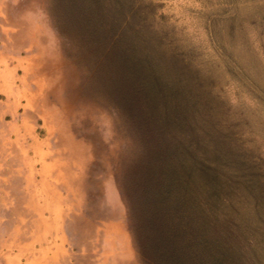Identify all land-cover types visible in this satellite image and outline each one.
Returning <instances> with one entry per match:
<instances>
[{"label": "rangeland", "instance_id": "rangeland-1", "mask_svg": "<svg viewBox=\"0 0 264 264\" xmlns=\"http://www.w3.org/2000/svg\"><path fill=\"white\" fill-rule=\"evenodd\" d=\"M142 92L224 238L208 248L264 264V0H0V264H41L56 240L69 264H168L153 225L175 228L182 190L164 207L142 181Z\"/></svg>", "mask_w": 264, "mask_h": 264}, {"label": "trees", "instance_id": "trees-1", "mask_svg": "<svg viewBox=\"0 0 264 264\" xmlns=\"http://www.w3.org/2000/svg\"><path fill=\"white\" fill-rule=\"evenodd\" d=\"M152 71L153 74H156V69H152ZM141 102L144 103V106L142 105V120L144 122L142 123V141H145V143H147V147L150 145H154V147H148L149 149H143L142 181L146 180L147 175V180H150L151 182L157 180L160 183L161 189H159V195L162 197L161 201L163 202L161 205H163L164 207H166L168 199H171L166 198L171 197L169 194L174 196L175 189L182 190L177 197H172V199L176 201L177 204L173 203V201H171L170 204L172 212V224L175 225V228L173 229L174 231H168L167 227H161L162 224L153 225L154 227H157L158 230H160L162 233V237H160L162 244L171 245L172 247L171 255H173L171 258H168V264H183L184 262H179V259H181V249H186L185 247L189 248L188 255L189 257L190 255L194 256L193 259L196 260V263L201 262L204 264H231L229 263V259H226V257L224 256L226 252L224 251L223 246H221V248L220 246H217L215 249L208 248L222 243L224 238L216 234L213 240H208V233H206V228H208L209 225L203 224V221L209 222V224L210 221L204 220L206 215L199 210L200 208L198 207V205H194L189 202V198L191 195V191L189 188L190 185H193L192 181L188 180V183H185V181H180V165H178L174 161L176 154L173 150H171V143L167 140L168 137L166 135H162V131H160L161 125H157V121L155 120V118L154 120L148 119V117L151 116L152 118V116L154 115L149 110V107L145 106V104L148 103V99L146 96H143V92ZM164 122L166 123V125L164 124L165 127L169 125L168 128H166L168 131V135L170 134V136L172 137V124H169L170 122H168L167 120H164ZM155 128L156 134L154 139L150 136V132L151 129L155 131ZM154 141L158 144V147L156 146ZM152 148H156L157 150H153ZM157 185L158 184H156V186ZM151 188L152 185H148V189ZM188 211L191 214L188 213ZM170 218L168 220H164L168 221L164 223H171ZM146 227L149 229V226ZM212 242H216V244ZM218 250L220 251V253ZM195 252L201 253L194 254ZM202 253L204 255H208L210 253V259L204 258L202 256Z\"/></svg>", "mask_w": 264, "mask_h": 264}, {"label": "crops", "instance_id": "crops-1", "mask_svg": "<svg viewBox=\"0 0 264 264\" xmlns=\"http://www.w3.org/2000/svg\"><path fill=\"white\" fill-rule=\"evenodd\" d=\"M48 204H50V203L48 202ZM37 207L39 209H41V212L39 213V218H40L39 222H43L42 224H40V223L36 224V227H41V231H42L41 236H38L37 239L38 240H42L43 239V241H47V240L51 241L52 234L55 231H57V232L61 231L60 230L61 227H55V224L52 225L51 221L45 220L43 212L47 208H49V205H47V203L45 205L42 204V205L37 206ZM59 215H60V212H59ZM59 215L54 217L55 218L54 219V223H57V219L60 218ZM56 229H58V230H56ZM53 237L55 239H58V237H60V236H58V235L54 236L53 235ZM61 238H62V236H61ZM88 238H89V236H87V239ZM64 239H65V243L68 244L69 243L68 242V237L66 235H65ZM82 239L83 238H80V239L78 238L77 239V237H76V240L74 242L79 244V240H82ZM59 240H61V239H59ZM53 244H54L53 246L45 245L46 247L43 248V250L41 252V256L39 257V259H41V262H42L41 264H53V263L55 264L57 260L59 261V264H63L62 260H63L64 256H65L66 261H67L66 264H69V262H68V258L70 256L69 252H68L69 249L67 248L66 251H65V249L63 248L64 241L61 240V242L59 243L56 240ZM125 244H126L127 247H129L127 245V242ZM54 246H56L55 247L56 249H53ZM92 249L94 250L93 246L91 245V250ZM87 250L88 249H86V252H81L80 254H78L77 255V259L84 258V257H91V256L95 255L93 253H88ZM64 252H65V255H63ZM126 256H130V252ZM23 257H25V254L23 255ZM32 257L33 258H32V263L31 264H35V261L37 263H39V261L34 257L33 253H32ZM17 259H19V258H17ZM26 259L29 260L27 257H26ZM77 262H78L77 264H79V261H77ZM73 264H75V263H73ZM81 264H90V263L87 262V263H81Z\"/></svg>", "mask_w": 264, "mask_h": 264}]
</instances>
